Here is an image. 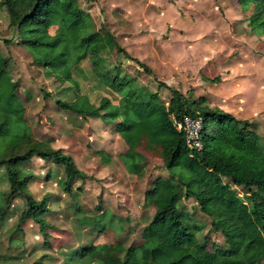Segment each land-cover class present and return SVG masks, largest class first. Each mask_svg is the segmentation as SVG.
<instances>
[{"label": "trees", "instance_id": "obj_1", "mask_svg": "<svg viewBox=\"0 0 264 264\" xmlns=\"http://www.w3.org/2000/svg\"><path fill=\"white\" fill-rule=\"evenodd\" d=\"M0 6L6 9L18 39L4 42L16 41L29 49L36 64L63 92L75 90L71 104L56 102L61 110L116 123L115 131L128 147L120 160L131 175H144L143 150L158 155L169 173L168 178L158 177L145 194L155 213L143 226L138 245L127 247L121 240L89 245L72 257L83 264H264V141L256 131L257 123L239 120L210 106L205 97H189L157 81L160 89L171 92L169 100L163 101L158 92L130 77L119 57L155 76L152 69L131 57L111 31L96 30L79 0H0ZM239 6L250 32L264 42V0H239ZM113 54L116 62L111 60ZM84 62L98 87L116 95L118 104L103 97L96 105L81 93L75 74L82 72ZM9 66V57L0 52V169H5L9 186L7 192H0V221L21 195L27 206L22 223L34 222L48 237L49 198L35 199L29 189L35 176L24 170L26 165L38 158L62 166L68 194L76 181L91 177L63 150L34 138L25 119L20 85L13 82ZM211 81L218 84L221 78ZM173 117L203 119V149L189 150ZM183 198L194 199L211 218V232L221 234L224 245L208 236L200 240L202 228L180 205ZM94 213L102 217L106 211L99 204ZM45 244L49 245L47 239Z\"/></svg>", "mask_w": 264, "mask_h": 264}, {"label": "rangeland", "instance_id": "obj_2", "mask_svg": "<svg viewBox=\"0 0 264 264\" xmlns=\"http://www.w3.org/2000/svg\"><path fill=\"white\" fill-rule=\"evenodd\" d=\"M79 4L92 16L96 30L111 31L131 57L155 69V76H149L134 62L119 57L126 72L140 85L158 92L163 101L169 100L171 92L160 89V80H167L189 97H205L213 106L224 102L237 119L257 123L256 131L264 141V46L258 34L250 32L239 7H233L236 15L230 18L225 9L219 8L218 0H79ZM15 35L6 9L0 6V52L10 59V75L20 85L25 119L34 138L71 153L78 168L91 178L74 185V193L79 186L82 188L80 194H65L64 168L33 158L24 170L36 177L29 185L35 199L49 198L48 237L34 222L22 223L27 206L20 195L0 221V264H83L72 257L82 247L118 240L127 247L138 245L143 226L154 214L145 194L158 177H169L163 160L143 150V177L120 168L119 164L123 165L117 158L125 150L121 138V148L119 144L111 147L115 141L110 135H98L102 128L111 127L61 110L56 102L71 104L75 92L64 93L36 64L29 49L16 41L11 45L4 42L18 40ZM111 60L116 62L115 54ZM82 67L81 74H75L81 93L96 105L103 97L118 104L116 95L98 87L88 62ZM217 77L221 83L211 81ZM99 139L104 141L100 146L106 149L104 156L97 152ZM8 189L6 171L0 169V192ZM99 204L101 210H106L102 217L94 213ZM180 205L201 226L200 240L208 236L211 242L224 245L222 235L211 232V218L200 211L194 199L183 198Z\"/></svg>", "mask_w": 264, "mask_h": 264}, {"label": "crops", "instance_id": "obj_3", "mask_svg": "<svg viewBox=\"0 0 264 264\" xmlns=\"http://www.w3.org/2000/svg\"><path fill=\"white\" fill-rule=\"evenodd\" d=\"M234 1V3L232 2V0H231V3H228L227 4V2H226V0L224 1V0H218V2L220 3V7L219 8H222V10H226V13H227V16H230V18L231 17H233V16H235L236 15V9L234 10L233 9V7L234 6H236V7H239V10H241L242 11V9L240 8V6H239V0H233ZM234 4V5H231V4ZM219 11V10H218ZM243 13V12H242ZM243 15H244V17L246 18V15L243 13ZM260 39V38H259ZM259 41V43L261 44V46H264L263 44H264V42H262L261 40H258ZM264 48V47H263ZM207 65V64H206ZM151 68V67H150ZM152 69V68H151ZM82 70H83V67H82ZM152 71H153V73H154V75H155V69H152ZM235 71V70H234ZM84 72V71H83ZM232 72H233V70L231 69V74H232ZM76 73H79V74H81V72H79V71H77ZM161 81V80H160ZM162 81H166L165 83L168 85V86H170L169 85V82L167 81V80H162ZM60 87V86H59ZM171 87V86H170ZM176 89V88H175ZM177 90H179V89H177ZM72 91H74L75 92V90H72ZM181 91V90H180ZM71 92V91H70ZM70 92H66V94H69ZM65 93V92H64ZM84 95V94H83ZM222 96H224V95H222ZM214 96H212V98H213ZM260 98V100H262L263 99V97L262 96H260L259 97ZM219 105L218 106H213L212 104H209L210 106H212V107H218V108H220L221 110H223V111H225V112H227V113H230V114H232L233 116H236L237 114L236 113H234V111L232 110V108H230V106H227L224 102H217ZM222 104V105H221ZM263 104V103H262ZM261 110H262V108H261ZM66 112V111H65ZM69 113V112H68ZM71 113V112H70ZM71 114H74V115H76V117L78 116V117H80V118H84L85 120H89V119H93V120H96V121H99V122H101L103 125H105L106 127H111L112 129L110 130V129H107V128H102L101 129V132H98V135L101 137V138H104V137H106V138H109V137H107L108 135H110L111 137L110 138H112V141L114 142V144H112L111 143V147H113V146H117L118 144H119V146H120V148L122 147V145H123V143L125 144V142L122 140V138L120 137V135L115 131V125H116V123H113V127H112V124H107V123H105L102 119H100V118H94V117H83V116H79V115H77V114H75V113H71ZM73 115V116H74ZM237 117V116H236ZM238 118V117H237ZM240 119V118H239ZM115 135H117V137L115 136ZM99 137V138H100ZM121 138V140L120 141H122L123 143H122V145L119 143V139ZM108 140V139H107ZM99 142H101V144L99 145V147L103 144V142L104 141H102L101 139H99ZM91 144H94V142H93V139H91ZM123 146H125V150L124 151H122V153L119 155V157L117 158V160L118 161H120V163L123 165V167L119 164V166H120V168H122V169H125L126 170V168L124 167V164L121 162V160H120V156L121 155H123V154H126L127 153V151H128V147H127V145L125 144V145H123ZM54 148V147H53ZM55 149H57V148H55ZM62 150V149H61ZM104 150H106V149H104L103 147H100V148H97V152L99 153V155H101V156H104L105 154H107L106 153V151H104ZM64 151V150H63ZM108 152V151H107ZM65 154H67V155H70L71 157H73L72 155H71V153H68V152H64ZM73 159L75 160V162H76V165H78V161L73 157ZM39 160H41V159H39ZM41 161H43V160H41ZM48 164H49V166L51 165L52 166V164L53 163H50V162H48ZM78 167V166H77ZM120 168H118V169H120ZM80 170L82 171V169L80 168ZM82 172H84V171H82ZM85 173V172H84ZM51 174V173H50ZM129 173H127V175H128ZM48 176V175H47ZM49 177H51L50 175H49ZM36 178V177H35ZM87 180H89V179H87ZM84 181H86V180H84ZM84 181H76L75 182V184H77V183H82V182H84ZM32 183V182H31ZM63 183H64V179H63ZM74 184V185H75ZM63 186V185H62ZM64 188V187H63ZM77 191H76V193H74V186H73V193L72 194H80L81 192H82V188L79 186L77 189H76ZM64 192H65V190H64ZM65 194H67L66 192H65ZM71 194V195H72ZM153 208V207H152ZM153 210H154V208H153ZM106 211V210H105ZM154 213H155V210H154ZM153 216H154V214H153ZM153 218V217H152ZM152 218H151V220H152ZM150 220V221H151ZM149 221V222H150ZM124 232V231H123ZM122 232V233H123ZM121 233V234H122ZM121 234H119V235H121Z\"/></svg>", "mask_w": 264, "mask_h": 264}, {"label": "built area", "instance_id": "obj_4", "mask_svg": "<svg viewBox=\"0 0 264 264\" xmlns=\"http://www.w3.org/2000/svg\"><path fill=\"white\" fill-rule=\"evenodd\" d=\"M172 123L177 131L183 133L186 145L191 152L203 149V119L185 117L183 120L172 118Z\"/></svg>", "mask_w": 264, "mask_h": 264}]
</instances>
